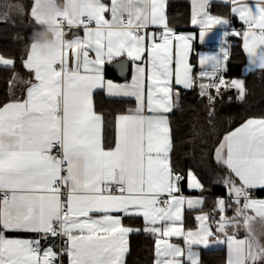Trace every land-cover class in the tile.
I'll list each match as a JSON object with an SVG mask.
<instances>
[{
    "label": "snow or ice",
    "instance_id": "snow-or-ice-1",
    "mask_svg": "<svg viewBox=\"0 0 264 264\" xmlns=\"http://www.w3.org/2000/svg\"><path fill=\"white\" fill-rule=\"evenodd\" d=\"M222 2L247 27L242 33L225 30L221 54L198 56V74L189 63L193 37L170 27L166 0H33L22 9L36 26L21 57L30 77L15 72V57L0 54V68L13 72L8 102L0 104V264H64L65 258L67 264H125L127 237L134 231L157 237L153 264H200L192 245L208 246L214 235L205 223L210 218L215 232L227 237L228 264H264V242L253 231L256 218L264 220V199L252 195L264 189V117L247 119L215 148L217 164L226 169L218 182L225 196L213 198L218 220L207 213L195 217L198 232L185 233V205L202 209L206 198H186L181 184L186 180L189 189L201 191L204 186L191 169L186 176L176 171L171 158L170 114L181 107L182 89L197 91L210 125L225 92L234 90L238 101L248 95L245 79L226 77L224 38L242 36L246 71L264 72V0L254 6L248 0ZM6 7L0 23L21 6ZM207 8L208 0H201L191 19L201 27V41L214 25L230 24ZM73 29H82L83 36ZM125 54L139 62L132 83L106 81V60ZM96 89L136 102L134 110L113 118L114 146H106L102 135L106 119L95 110ZM125 217H142L145 227L124 225ZM241 229L246 237L236 239ZM172 236L185 237L187 248L160 239Z\"/></svg>",
    "mask_w": 264,
    "mask_h": 264
},
{
    "label": "trees",
    "instance_id": "trees-1",
    "mask_svg": "<svg viewBox=\"0 0 264 264\" xmlns=\"http://www.w3.org/2000/svg\"><path fill=\"white\" fill-rule=\"evenodd\" d=\"M168 15L171 26L184 28L189 23L190 8L186 5H172L168 8ZM230 42L226 77L245 79L248 89L246 98L243 101H238L236 93L225 92L223 98L217 100L216 116L212 125H210L207 109L198 97L197 91L195 89L182 91L181 107L170 115L172 136L175 142V148L171 154L173 167L185 176L188 170L191 169L198 177L204 186L203 191L199 194L206 197L207 209H210V211L216 204L213 198L225 196V189L218 182L223 180L226 169L217 164L214 158L215 148L226 134L243 124L247 119L264 117V72L256 71L243 77L242 67L245 56L242 51L241 40L233 38ZM0 54L12 57L16 55L12 47L3 43H0ZM191 62L194 65V74H198L195 53ZM12 75L11 70L0 68V104L8 102V81ZM229 97L232 98L231 102H229ZM125 102V100L95 97L96 110L102 113L106 119L104 129L106 146L114 145L115 128L113 118L127 110ZM181 187L185 193H188L186 180L182 182ZM254 195L255 197H264V190L255 191ZM123 222L134 229L145 227L142 218L139 217H125ZM154 243L155 237L149 233L143 231L131 233L129 253L125 264H153ZM208 254L203 255L204 263H225L223 252L215 258ZM209 256L211 258L208 259Z\"/></svg>",
    "mask_w": 264,
    "mask_h": 264
},
{
    "label": "crops",
    "instance_id": "crops-1",
    "mask_svg": "<svg viewBox=\"0 0 264 264\" xmlns=\"http://www.w3.org/2000/svg\"><path fill=\"white\" fill-rule=\"evenodd\" d=\"M248 2H249V4H251L253 6L255 4V0H248ZM28 3L32 4L33 0H29V1L28 0H0V12L8 10L6 7L7 5L21 6L20 8H13L10 10L11 11V18L9 19V21L7 23H0V43L8 44L10 47H12L15 50L16 55L13 56L16 58L15 70H16V73H18L24 79H28L30 77V73L27 72L23 68L22 63H21V57L24 54V52L26 51L25 45H26V42L28 40V37L33 35V29L36 28V26L30 21L29 17L24 15L23 11H22V9H28L29 8ZM105 3H110V0H105ZM166 3H167L166 12H167L168 20H169L168 8L170 6H172V5H186L190 8V18H189V23H188L187 27L177 28V27L171 26L170 23H169V25L175 31V33H177L179 35L192 36L193 37L192 40L190 41L192 51L189 55V63L192 64L191 59H192L193 54L195 53L196 58H197V66H198L199 71L201 70L200 65L198 63V56L199 55H213V54L219 55V54H221L222 33L225 30L229 31L230 33L231 32L242 33L244 30H246V27H247L246 25L243 24L242 21L239 20V18L237 16H234L231 14L229 6L225 5L222 2V0H208L207 11L209 12V14L211 16H214V17L227 18L230 21V24H229V26H227V29H225V27L221 26V25H214L211 28V30L207 33L204 40L201 41L200 37H199L201 27L199 25H193L191 23L192 16H193L194 12L197 11V6L201 3V0H166ZM209 7H210V9H209ZM38 30L39 29H37V31ZM154 30L155 29H153V28L148 29L149 32L154 31ZM72 31L83 36V30L82 29H73ZM18 37H19V39H18ZM69 37H71V33L69 34ZM233 38H239L241 40V47H242V51H243L244 56H245V62H244L243 67H242V75H243V77H246V76H248V75H250L256 71H254L252 73H248L246 71L248 57H247V54L243 48L242 36H240V35H229L226 38H224L227 40L228 51H229V46L231 43L230 40ZM173 43L175 45V41ZM173 52H174V49H173ZM92 55H94V54H92ZM3 56L12 57V56H6V55H3ZM123 58H125L129 61V73L126 77L120 78L118 76L117 72L110 68V64H112L118 60H121ZM174 58L175 57L173 55V59ZM136 63H139V62H134L131 58L127 57L126 54L123 56H120V57H115L110 62L106 60L105 64L103 65V75H104L105 80L106 81L110 80L116 84H121V85L131 84L132 80H133V76L135 75ZM174 67H175V65L173 63V69H174ZM199 71H198V73H199ZM193 73H194V65H193ZM173 87H174V89H175V87H177L174 84V78H173ZM182 91H183V89H182ZM16 92L18 93V95L21 94V93H19L20 92L19 88L16 89ZM146 94H147V79H146V74H145V96H146ZM97 96H101L104 98L114 100L113 98H111L107 95L106 90H102V89L94 90L93 102H94L95 110H96L95 97H97ZM122 100L126 101L124 104L127 106V110L125 112L119 113V114H128L129 112H131L132 110H134L136 108V102H135L134 98H125ZM240 126H238L237 128H239ZM237 128H235V129H237ZM104 129H105V125H104V128L102 130L103 138H104ZM235 129H233L232 131H234ZM232 131H230V132H232ZM115 136H116V133H115ZM114 143H115V138H114ZM112 146H114V145H112ZM181 189H182V187H181ZM258 190H264V189L258 188V189L253 190V193H252L253 197L257 198V199H264V197H255L254 192L258 191ZM187 192L188 193H185L182 190L180 194L185 196L186 198H191V199H196V198H200V197L206 198L204 195L199 194L201 192V190L189 189L188 183H187ZM215 206L217 207V203L215 204ZM207 207H208L207 206V199H206L205 203L203 204L202 209L198 208L196 210H187L186 205H185V211H184L185 233L188 230H191L193 232L200 231V223L201 222L197 221L195 219V217L197 215H202L204 213H207L210 215L212 210L210 211V209H207ZM227 214L229 216H231L233 213L231 211H229ZM139 218H142V217H139ZM216 219L217 220L219 219L218 213H216ZM142 220H143V218H142ZM143 222H144V220H143ZM205 223L212 227L214 235L209 238V244L207 247H205L202 244L192 245L193 249L199 253L200 264H206L203 262V255L205 253H207V254L209 253L208 255H212V258H215L221 252H223L225 254V263L224 264H228V261H229V245H228L227 237L224 236L222 233H216L215 232V223L213 221H211L210 219H209V221H207ZM123 224H124V222H123ZM144 224H145V222H144ZM253 231H254V234L257 237V239H259L261 242H264V220H261L259 217H257L256 221L253 224ZM6 235H9L10 237L19 236V238H29V237L35 238L36 237V234H34V233H27V234L7 233ZM154 237L156 240L157 237L156 236H154ZM245 237H246V232L243 229H241L236 234V239H245ZM127 239H128V243H129V247H130V234L127 237ZM160 239L168 240L169 243L176 245V246H179L181 248H187V246H188L186 244L185 237H183V236H180V237H178V236L160 237ZM44 247H47V245H45ZM128 253L125 256V262H126V257L128 255ZM209 258H211V257L209 256L208 259ZM65 264H67V259L65 261Z\"/></svg>",
    "mask_w": 264,
    "mask_h": 264
},
{
    "label": "water",
    "instance_id": "water-1",
    "mask_svg": "<svg viewBox=\"0 0 264 264\" xmlns=\"http://www.w3.org/2000/svg\"><path fill=\"white\" fill-rule=\"evenodd\" d=\"M110 68L112 70L116 71L120 78H124L129 73V61L127 59L123 58L121 60H118V61L110 64ZM228 93L234 94V90L229 91Z\"/></svg>",
    "mask_w": 264,
    "mask_h": 264
},
{
    "label": "built area",
    "instance_id": "built-area-1",
    "mask_svg": "<svg viewBox=\"0 0 264 264\" xmlns=\"http://www.w3.org/2000/svg\"><path fill=\"white\" fill-rule=\"evenodd\" d=\"M210 9V7H209ZM70 34V33H69ZM253 195V194H252ZM216 208V206L212 209L211 213H210V217L212 215H215V218H216V213H214V209ZM211 221H213L211 218H210ZM50 240H55V243L57 244V246H60L61 245V240L60 239H57V238H54V237H50L49 238ZM42 246L44 247L45 245H47V243L45 241H42ZM65 261H66V258L64 259V264H65Z\"/></svg>",
    "mask_w": 264,
    "mask_h": 264
},
{
    "label": "clouds",
    "instance_id": "clouds-1",
    "mask_svg": "<svg viewBox=\"0 0 264 264\" xmlns=\"http://www.w3.org/2000/svg\"><path fill=\"white\" fill-rule=\"evenodd\" d=\"M45 11L46 12H49V13H54L57 11V9L55 7H45ZM44 38L45 39H48L49 38V34L48 33H45L44 34Z\"/></svg>",
    "mask_w": 264,
    "mask_h": 264
},
{
    "label": "rangeland",
    "instance_id": "rangeland-1",
    "mask_svg": "<svg viewBox=\"0 0 264 264\" xmlns=\"http://www.w3.org/2000/svg\"><path fill=\"white\" fill-rule=\"evenodd\" d=\"M28 1H29V0H28ZM31 5H32L31 3H28V7H29V8L31 7ZM228 92H229V91H228ZM234 93H236V92L234 91Z\"/></svg>",
    "mask_w": 264,
    "mask_h": 264
}]
</instances>
